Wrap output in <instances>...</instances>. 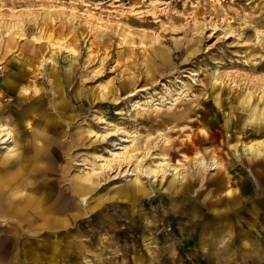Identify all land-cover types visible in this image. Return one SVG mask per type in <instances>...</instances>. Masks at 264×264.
Here are the masks:
<instances>
[{"label":"rangeland","instance_id":"1","mask_svg":"<svg viewBox=\"0 0 264 264\" xmlns=\"http://www.w3.org/2000/svg\"><path fill=\"white\" fill-rule=\"evenodd\" d=\"M213 120L227 131L208 141ZM0 123L15 141L0 144V165L12 156L7 164L41 168L22 191L46 212L26 201L17 221H65L56 235L67 264L83 258L76 240L89 244L95 231L99 264L187 263L190 211L207 188L170 198L159 183L210 147L225 171L211 170L207 185L253 180L241 148L264 142V0H0ZM144 187L151 197L123 202ZM4 227L0 264L50 254L47 233ZM92 250L85 264H95Z\"/></svg>","mask_w":264,"mask_h":264},{"label":"crops","instance_id":"2","mask_svg":"<svg viewBox=\"0 0 264 264\" xmlns=\"http://www.w3.org/2000/svg\"><path fill=\"white\" fill-rule=\"evenodd\" d=\"M211 123L215 132H209L212 137L209 133L207 134L205 140L208 139V141L210 139L216 140L219 134L227 131L225 124L221 121L213 120ZM1 124L5 126V123ZM258 134H264V128L263 131L256 135ZM43 140L45 142L48 141V135H44ZM50 140L52 141V139ZM232 146L233 144L230 145L229 149L237 151L239 148L238 146L233 149ZM47 148L48 144L46 143L43 146H37V151ZM241 149L247 156L245 163L252 168L253 180H245L243 184L240 182L238 186H230L229 182L207 185L211 170H216L219 173L222 170L225 171L218 150L210 147L205 151H199V157H196L189 164L180 166L179 175L174 176L167 183L165 181L163 187L159 183V192H167L170 198L178 197L177 193L180 189H191L194 187L192 193L196 194V189L207 188L199 193L200 195L196 199L197 205L195 209L193 208L190 211V227L195 239L193 238L194 244L184 257L187 262L185 263L184 261V264H259L264 262V163H257L264 155V142L262 140H249L248 145L243 146ZM9 154H13V152L10 151ZM10 157L12 156L3 157V165H0V207L4 206L2 203H6L5 206H9L7 211H5V208L0 210L2 225L5 226L4 228L7 227L6 230L11 233H16L17 231L27 235L45 232L52 238L50 240V254L46 255L45 251L36 253L22 252L20 257L15 258V261L18 260L20 264H67L68 257L63 255L67 249L62 248V240L58 239V235H56L62 227H65V221L57 220L55 222L53 218L50 220V217H47V221L38 226L30 225L27 220L24 223L25 225L17 221V218L21 220L27 211L23 212L17 206L22 207V204L25 206L27 201L32 206H37L36 208L39 210L37 215L41 216L43 212H46V209L42 206L46 201L38 199L32 201V196L33 198L36 197L32 194L24 195L22 191L23 185L29 177L28 174L38 172L41 168L38 169V166L31 164H7ZM202 160L207 163L206 168L200 166L199 163ZM26 173L27 175L22 179L21 175ZM26 188H33L31 182L26 184ZM7 189L11 191L8 195L5 192ZM145 189L146 191L140 194L132 191L122 193L123 202L127 201L126 203L130 204L133 201L138 202L148 199L151 197V193L149 188ZM16 211L21 213L18 214ZM45 215H48V213ZM34 216L36 217V215ZM97 224L102 226V221H97ZM82 237L80 235L77 239ZM88 239L89 241L90 239L92 240L89 244L85 243V239L68 240L70 245L73 244V240H76V252L83 256L81 260L75 262L85 264V261L90 259L88 255L93 251V248L97 251V255L94 254L91 261L99 264L98 253L100 248L103 247L102 238L95 231L93 237H88ZM40 240L43 239H36L37 242ZM3 243L8 245L9 240L1 242L0 245H3Z\"/></svg>","mask_w":264,"mask_h":264},{"label":"bare ground","instance_id":"3","mask_svg":"<svg viewBox=\"0 0 264 264\" xmlns=\"http://www.w3.org/2000/svg\"><path fill=\"white\" fill-rule=\"evenodd\" d=\"M133 19L132 18H129V21H132ZM54 77L56 78V73L54 74ZM57 94H59V96H63V93H62V89H58L57 91ZM59 106L61 108H65L66 105H65V102L63 101V99L60 101L59 103ZM30 111V110H29ZM26 113H24V117L26 118ZM50 120V119H49ZM48 125V124H47ZM27 126L29 127L30 126V123L29 121H27ZM14 134L11 133V132H8V129L0 123V144H5L6 142H10L12 141V143L14 142ZM11 147V146H10ZM9 147V150L11 152H14V146L10 148ZM124 149V148H123ZM114 156H118L116 154H113ZM119 160V159H118ZM106 166V165H105ZM200 166L202 168H206L207 167V164L205 162H201L200 163ZM110 167V166H109ZM136 186V185H135ZM143 192V189L141 190L140 188L137 190V193H141ZM44 203V202H43Z\"/></svg>","mask_w":264,"mask_h":264},{"label":"built area","instance_id":"4","mask_svg":"<svg viewBox=\"0 0 264 264\" xmlns=\"http://www.w3.org/2000/svg\"><path fill=\"white\" fill-rule=\"evenodd\" d=\"M263 241H264V233H263ZM259 264H264V262L263 263H259Z\"/></svg>","mask_w":264,"mask_h":264}]
</instances>
